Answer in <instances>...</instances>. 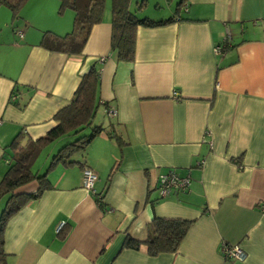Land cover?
<instances>
[{
    "label": "crops",
    "instance_id": "crops-1",
    "mask_svg": "<svg viewBox=\"0 0 264 264\" xmlns=\"http://www.w3.org/2000/svg\"><path fill=\"white\" fill-rule=\"evenodd\" d=\"M184 3L179 18L136 27L130 61L111 48V0L78 54L41 44L45 31H71L73 10L58 12L59 0L19 7L16 27L0 39V178L15 149L56 124L93 65L99 104L91 125L105 130L71 163L51 164L52 155L48 188L6 222L4 264H264V0ZM226 29L229 42L216 53ZM84 168L95 173L91 189ZM169 169L189 184L161 196L158 178ZM38 186L32 179L14 193ZM153 217L191 220L175 252L148 254ZM222 243L245 258L224 257Z\"/></svg>",
    "mask_w": 264,
    "mask_h": 264
},
{
    "label": "trees",
    "instance_id": "trees-1",
    "mask_svg": "<svg viewBox=\"0 0 264 264\" xmlns=\"http://www.w3.org/2000/svg\"><path fill=\"white\" fill-rule=\"evenodd\" d=\"M23 2L25 0H0V6L8 7L12 17L17 18L19 7ZM128 2L129 0H111V48L118 60L125 61L134 58L136 27L139 25L159 26L174 20L175 17L179 18L178 12L184 0L177 4L174 15L158 20L137 15V12L145 5V0H140L135 10L129 8ZM104 5L105 0H59L58 12L65 8L73 10L72 29L63 35L45 31L41 44L49 49L69 54L80 53L91 26L101 21ZM98 78V69L93 65L81 76L70 102L54 114L56 124L44 135L28 141L24 147L15 149L12 162L0 178V196L8 195L0 213V264H4L3 232L7 220L49 186L45 173L37 175L31 170L32 161L41 149L57 138L71 133L76 137L57 150L51 159V164L58 161L71 163L72 161L68 158L74 152L84 149L95 136L105 130L101 125H91L99 104L95 102ZM102 104L108 106L106 101H102ZM106 113H108L107 110ZM85 128H89L88 133H82ZM108 133L112 135L110 131ZM16 143L18 144V140L15 138L12 145ZM32 179H35L39 185L36 192L14 193L15 188ZM190 224L191 220L187 219L153 217L150 222V233L145 240L148 254L156 256L162 252H175ZM138 244V241L131 238L126 241L128 247L137 248Z\"/></svg>",
    "mask_w": 264,
    "mask_h": 264
},
{
    "label": "rangeland",
    "instance_id": "rangeland-1",
    "mask_svg": "<svg viewBox=\"0 0 264 264\" xmlns=\"http://www.w3.org/2000/svg\"><path fill=\"white\" fill-rule=\"evenodd\" d=\"M132 1V7L140 4V0H130ZM180 0H145V6L142 7V10L137 13L139 16L148 15L151 18H160L166 17L171 12L174 11L177 4ZM182 12H185V3L181 6ZM20 14V12L18 13ZM19 17L13 18L10 9L6 6L0 7V39L5 35L10 33L12 28L16 27ZM248 28L252 30L254 24L247 23ZM15 30V29H14ZM12 32V31H11ZM226 35V33H225ZM98 111H101L99 108ZM94 120L95 117H94ZM111 127V125H109ZM89 128H85L82 133H88ZM76 137V136H75ZM74 136L63 135L56 140L50 142L44 147L40 153L37 155L34 164L32 165L33 172L42 174L46 172L50 159L53 154L58 150L59 147L64 145L66 142L72 140ZM81 153V150L79 151ZM78 151L74 152V155L80 154Z\"/></svg>",
    "mask_w": 264,
    "mask_h": 264
},
{
    "label": "built area",
    "instance_id": "built-area-1",
    "mask_svg": "<svg viewBox=\"0 0 264 264\" xmlns=\"http://www.w3.org/2000/svg\"><path fill=\"white\" fill-rule=\"evenodd\" d=\"M229 37L230 35L228 32V29H226L225 38L223 39L222 42L214 46L213 48L214 52L218 53L229 42ZM107 112L111 114V112H114V110L111 108H108ZM94 179H95V173L89 168H84L83 169V186L86 187L87 189H91ZM188 184H189L188 176L180 177L176 174V172L173 169H169L165 173L160 174L158 178L157 188H158L159 194L161 196H165L166 194L172 191L186 189L188 187ZM64 224H65V221H60L57 224L56 226L57 232L63 227ZM220 251L224 257L229 258V259H240L241 260L245 258V252L238 245H235V244L222 243L220 245Z\"/></svg>",
    "mask_w": 264,
    "mask_h": 264
}]
</instances>
